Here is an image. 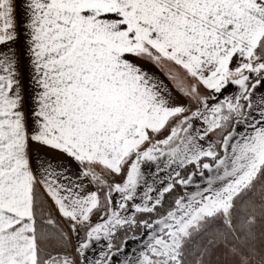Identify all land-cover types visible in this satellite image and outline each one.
Returning <instances> with one entry per match:
<instances>
[{
	"label": "snow or ice",
	"instance_id": "snow-or-ice-1",
	"mask_svg": "<svg viewBox=\"0 0 264 264\" xmlns=\"http://www.w3.org/2000/svg\"><path fill=\"white\" fill-rule=\"evenodd\" d=\"M260 88L264 0H0V264H83L101 240L94 264H112L136 230L147 240L123 264H189L210 230L196 264L217 244L264 264ZM146 162L167 182L149 185Z\"/></svg>",
	"mask_w": 264,
	"mask_h": 264
},
{
	"label": "rangeland",
	"instance_id": "rangeland-1",
	"mask_svg": "<svg viewBox=\"0 0 264 264\" xmlns=\"http://www.w3.org/2000/svg\"><path fill=\"white\" fill-rule=\"evenodd\" d=\"M203 91L207 92V90L203 89ZM238 92V88L235 85H230L225 92L223 96H219L218 99L222 100L224 96L233 95ZM264 95V88H260L256 92V97L259 98L260 96ZM216 102V101H213ZM194 126L197 129L203 128L204 124L202 121H196L194 122ZM213 139H215V135L213 134ZM206 146V145H205ZM196 169L192 165H188L186 169L181 170L182 176H187L191 171H195ZM141 171L145 175V179L149 185H153V187H160V181L167 182V173L166 172H159L156 174V166L153 162H146L141 166ZM211 175L207 170H205V175L203 178L196 176L193 178L194 183L192 185L187 186V188H184L183 186H177L175 189L178 192L179 189L183 190V193H180V195L190 194L192 192L197 191V185H199L201 188L206 186V180L208 176ZM117 182H120V179L117 178ZM181 187V188H180ZM144 190H146L143 186H141L140 192L142 193ZM155 195V193H153ZM179 195H177L178 197ZM166 197V196H165ZM118 199V197H117ZM137 202H140L139 196L137 198ZM163 208H165V205H163ZM166 209V208H165ZM99 222V217L93 216V223ZM139 232H136L135 234L139 236V239H129L127 246L123 248V251L119 253L118 255H114L112 257V264H123V261L126 259H135L138 255L140 250H142V246L145 240H147V235L143 234L140 230H136ZM83 235V234H81ZM120 237L123 235V231L117 233ZM131 235V233H130ZM118 240V238L116 239ZM107 241L101 240L98 243H94L92 245V248L86 252L87 260L83 262V264H94V262L100 258V253L102 250H105ZM73 245H75V239L73 240Z\"/></svg>",
	"mask_w": 264,
	"mask_h": 264
},
{
	"label": "trees",
	"instance_id": "trees-1",
	"mask_svg": "<svg viewBox=\"0 0 264 264\" xmlns=\"http://www.w3.org/2000/svg\"><path fill=\"white\" fill-rule=\"evenodd\" d=\"M181 188V187H180ZM180 193H183V190L179 189L177 192L176 189L173 190L172 194H167L165 197V208H168L170 205H172V202L177 198V195H180ZM254 199L258 200V195L253 197ZM219 225H217L218 227ZM261 231H264V222H261L258 220L256 225V234H257V247H259V240H260V233ZM139 232V231H136ZM238 236L241 237V241H232V244L229 245V247H237V248H243V233L238 232ZM118 240L121 238L119 235L116 236V239ZM211 239V230L209 233H206L193 241L190 254L187 256V260L189 264H196V261L200 258V252L197 250L198 248L202 247L203 245L207 244V241ZM116 241H114L115 243ZM238 257L232 256L228 248H225L222 244H217L215 247L210 248L207 255L203 257L204 264H237Z\"/></svg>",
	"mask_w": 264,
	"mask_h": 264
},
{
	"label": "crops",
	"instance_id": "crops-1",
	"mask_svg": "<svg viewBox=\"0 0 264 264\" xmlns=\"http://www.w3.org/2000/svg\"><path fill=\"white\" fill-rule=\"evenodd\" d=\"M14 47H18L20 52H21V55H22L21 70H22L23 76H24L23 83H24V88H25V93H26V100H27L29 95H30V88H29V79H28L27 60L23 58V39H21V42L18 45H14ZM147 69L152 74L158 76L161 80H163L166 84H168V86L173 89L174 94L180 99L181 102H186L185 98L180 97V94L176 91L172 81H170L168 79V76L166 75L164 69L159 68V67H157L155 65H152V64H147ZM202 91H203V89H202ZM225 92H224V94H225ZM28 107H30V104H26V110H27ZM36 150H37V146L34 145L33 146V152H35ZM49 155H56V154L49 153ZM92 190H95V187L94 186H89L88 191H92Z\"/></svg>",
	"mask_w": 264,
	"mask_h": 264
}]
</instances>
